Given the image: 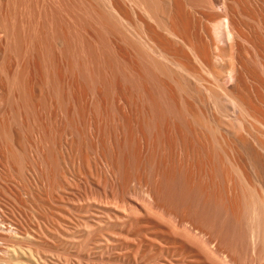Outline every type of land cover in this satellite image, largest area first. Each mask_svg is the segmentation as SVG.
Instances as JSON below:
<instances>
[{
    "label": "bare ground",
    "instance_id": "obj_1",
    "mask_svg": "<svg viewBox=\"0 0 264 264\" xmlns=\"http://www.w3.org/2000/svg\"><path fill=\"white\" fill-rule=\"evenodd\" d=\"M0 264H264V0H0Z\"/></svg>",
    "mask_w": 264,
    "mask_h": 264
}]
</instances>
